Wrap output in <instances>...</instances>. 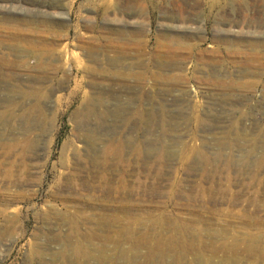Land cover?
<instances>
[{"label":"rangeland","instance_id":"obj_1","mask_svg":"<svg viewBox=\"0 0 264 264\" xmlns=\"http://www.w3.org/2000/svg\"><path fill=\"white\" fill-rule=\"evenodd\" d=\"M210 1L0 0V264H264V25Z\"/></svg>","mask_w":264,"mask_h":264},{"label":"bare ground","instance_id":"obj_2","mask_svg":"<svg viewBox=\"0 0 264 264\" xmlns=\"http://www.w3.org/2000/svg\"><path fill=\"white\" fill-rule=\"evenodd\" d=\"M12 1L13 0H9L10 3ZM256 1L257 0H223V1L218 2V0H211L210 3L208 4V12L209 11L211 12L217 6L224 4V8H225L226 13L228 15L227 20L236 21L234 19L233 20L230 19V17L233 16V14L235 13L240 18L238 23L247 22L249 25H250V23L257 24L258 26L264 25V11L259 10L255 7V4L257 3ZM66 6H68V4H66ZM60 7L63 8V5H61ZM65 26H66L65 24H60L61 29H63ZM61 32L62 31L60 30V33H58V32H53V33L55 35H58V34H61ZM42 33H43V31H41V30H38V31L31 30V32L19 33V30H17V29L16 30L10 29L7 34L26 39L30 35L40 36ZM75 35H77V33H75ZM62 36H64V35H62ZM216 39L219 42L220 46H227L228 47V44L230 46L232 43V41H227V40L219 39V38H216ZM252 42H254V41H252ZM252 42H249L248 46H251V45L252 46H264V41H262L260 44H258L257 42H255V43H252ZM237 44H241V43L238 42ZM35 47H36V43L33 41H29L25 48L30 51V50L35 49ZM186 47L189 48L190 50H193L195 48V44L189 43V44H187ZM19 48H21V44L19 46L15 45L13 50H17ZM200 50H202V49H200ZM59 58H61V57H59ZM68 59H70V58H68ZM9 64H10L9 58H7V57L5 58L4 55L0 56V76L1 77L2 76H9V73L4 71V69H3V67L4 68L8 67ZM39 67L41 68L40 64L38 65L37 68L39 69ZM10 75H11L10 78H12L14 73L10 74ZM38 85L40 86V88L42 87L40 84H38ZM3 86L8 87L7 84L3 85ZM12 86L14 88H20V89L23 87L37 88V87H34V84L31 80L28 83H22V85L18 82H15L12 84ZM51 88H53V90H56V87L51 86ZM12 116H13L12 114H5L2 116V118L14 119L15 117H12ZM102 221H106L109 224L112 223V221H109L108 218H105Z\"/></svg>","mask_w":264,"mask_h":264}]
</instances>
